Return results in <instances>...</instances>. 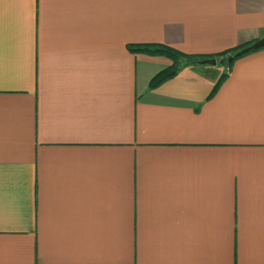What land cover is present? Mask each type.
<instances>
[{"label": "crops", "instance_id": "obj_1", "mask_svg": "<svg viewBox=\"0 0 264 264\" xmlns=\"http://www.w3.org/2000/svg\"><path fill=\"white\" fill-rule=\"evenodd\" d=\"M262 37L264 0H0V264H264V47L157 87L130 50Z\"/></svg>", "mask_w": 264, "mask_h": 264}, {"label": "trees", "instance_id": "obj_2", "mask_svg": "<svg viewBox=\"0 0 264 264\" xmlns=\"http://www.w3.org/2000/svg\"><path fill=\"white\" fill-rule=\"evenodd\" d=\"M251 43H253V42L245 43V44H239L238 46H236L233 49H230V50H227V51H224L222 53L217 54V56H207V55H203V54H188V53H184V52L178 50L177 48H175L173 46L163 44V43L134 44V45H130V50L134 51V52H143V53H147V54H151V55L163 54V55H166V56H168L174 60L173 64H171L167 68L161 70L152 78V80L150 82V86L151 87H157L160 84H162L163 82H165L166 80L174 77L178 73L180 67L175 66V61L177 62L180 59L184 58L187 61V63L199 64L201 60H204L206 58H215V57H219V56L232 55L233 56L232 60H230V61L227 60L224 62V64H228V67L230 68L236 59H238L242 56H245L249 53H252L253 51L258 50V49L246 50L245 48ZM226 75L227 74H223L221 76V78L219 79V81L215 85L214 91L218 88V86L221 84L222 80L226 77Z\"/></svg>", "mask_w": 264, "mask_h": 264}, {"label": "water", "instance_id": "obj_3", "mask_svg": "<svg viewBox=\"0 0 264 264\" xmlns=\"http://www.w3.org/2000/svg\"><path fill=\"white\" fill-rule=\"evenodd\" d=\"M262 47H264V37L254 41L251 44H249L245 49L246 50H256V49H260ZM232 59H233V56L229 55V56L223 57L220 60V63H224L226 60L230 61ZM217 63H218V60L216 58H206V59L200 61V64H213V65H215Z\"/></svg>", "mask_w": 264, "mask_h": 264}, {"label": "rangeland", "instance_id": "obj_4", "mask_svg": "<svg viewBox=\"0 0 264 264\" xmlns=\"http://www.w3.org/2000/svg\"><path fill=\"white\" fill-rule=\"evenodd\" d=\"M157 55H160V56H164V57H167L170 61H171V64H173L174 60L166 55H163V54H157ZM223 57H226V56H219V57H216V59L218 60V62L220 63V60L223 58ZM227 61V60H226ZM170 64V65H171ZM187 64V61L183 58V59H180L179 61H175V66L176 67H182L183 65ZM224 64V63H223ZM169 65V66H170ZM225 68H228V64H224Z\"/></svg>", "mask_w": 264, "mask_h": 264}]
</instances>
